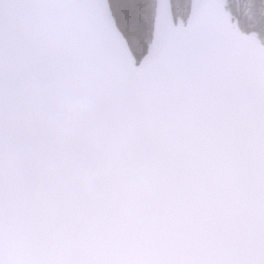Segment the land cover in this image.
Wrapping results in <instances>:
<instances>
[{
    "label": "snow or ice",
    "instance_id": "snow-or-ice-1",
    "mask_svg": "<svg viewBox=\"0 0 264 264\" xmlns=\"http://www.w3.org/2000/svg\"><path fill=\"white\" fill-rule=\"evenodd\" d=\"M148 3L0 0V264H264V42Z\"/></svg>",
    "mask_w": 264,
    "mask_h": 264
},
{
    "label": "trees",
    "instance_id": "trees-1",
    "mask_svg": "<svg viewBox=\"0 0 264 264\" xmlns=\"http://www.w3.org/2000/svg\"><path fill=\"white\" fill-rule=\"evenodd\" d=\"M224 4L228 11H231L232 7L235 6L239 10L240 15L233 14V20L238 22L240 16H243L248 21V28L252 31V34L258 40L264 42V17L251 14L252 0H224ZM153 6L152 0H149L146 5L149 14H151ZM257 7H259V4H257ZM187 8L188 0H171V10L177 20L184 17Z\"/></svg>",
    "mask_w": 264,
    "mask_h": 264
},
{
    "label": "water",
    "instance_id": "water-1",
    "mask_svg": "<svg viewBox=\"0 0 264 264\" xmlns=\"http://www.w3.org/2000/svg\"><path fill=\"white\" fill-rule=\"evenodd\" d=\"M167 2H168V0H159V3H163L165 5V7L167 6Z\"/></svg>",
    "mask_w": 264,
    "mask_h": 264
}]
</instances>
